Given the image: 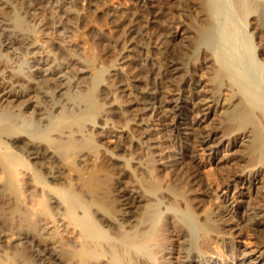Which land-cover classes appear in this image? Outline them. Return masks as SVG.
<instances>
[{
    "label": "bare ground",
    "instance_id": "1",
    "mask_svg": "<svg viewBox=\"0 0 264 264\" xmlns=\"http://www.w3.org/2000/svg\"><path fill=\"white\" fill-rule=\"evenodd\" d=\"M86 1L89 15L102 10L98 0ZM70 2L0 0V187L17 200L21 178L34 198L33 206H38V210L31 208L25 213L15 203L8 220L4 219L7 226L11 224L22 233L17 236L21 250L16 254L22 260L20 263L219 264L208 248L209 244L219 242L234 264H264V0H197L201 25L194 32L192 43L210 63L211 71L210 89L204 91L199 89L200 80H189L185 85L187 91L177 85L179 81L175 85L174 75L180 68L177 58L181 59L179 65L183 64L185 54H177L169 42L150 46L164 54L159 67L154 62V68L148 69L140 58L134 48L135 36H139L141 24L154 22L159 14L145 0H138L136 10L130 13V22L126 21L127 29V24H123L126 30L110 41L119 51L116 58L119 63L108 70L112 77L110 85L102 83L103 70L90 66V58L77 34L74 33L72 42L66 38L65 46L59 43L64 40L56 39L59 52L51 53V45L57 44L54 38L49 40L51 43L46 42L42 34L63 39L70 33L71 21L78 22L87 13L85 10L81 16V12L71 11ZM44 4L53 7L55 20L53 14L51 20L43 18ZM48 10L44 11L49 13L51 9ZM121 13L125 14L122 10ZM123 67L134 80H140V75L147 78L140 96L138 92V97L135 95L128 102L133 107L131 123L139 130H134L135 145H139L140 138H146L147 131L141 132L140 128L153 118L161 123V132L168 140L177 143L174 150L175 144L171 145L173 151L169 155L159 147L160 152L152 151L157 158L155 162L167 170L166 182L152 173L149 162L139 156L129 159L119 156L126 148L121 141L117 143L122 130L109 136L104 132L105 125H94L92 121L98 114L117 115L118 105L111 100L107 105H99L95 88L101 85L107 98L117 95L123 87L117 79ZM86 78L88 85L78 90L81 87L78 83ZM62 97L69 102L65 107L60 103ZM215 110L220 111L219 129H201L208 113ZM149 112L152 119L144 115ZM190 115L191 121H185ZM217 137L220 142H227L226 154L232 161L223 188L246 189L252 195L248 201H234L235 211L241 210L234 222L220 214L197 213L203 197L210 194V187L183 163L184 159L192 162L197 150L216 154L217 147L210 143ZM100 152L103 154L100 170L93 172L92 163ZM80 166L82 169L85 166L84 170H78ZM125 168L131 169L128 173L135 185L130 189L120 187ZM108 169L113 170L111 175ZM17 172L24 178H18ZM108 183L109 188H105ZM261 198L263 203L256 204ZM59 206L68 221L66 228L70 226L78 235L74 245L67 244L63 249L67 241L63 243L62 252L39 240L48 238L36 237L45 234L46 219L59 218L54 215ZM25 229L27 233L22 232ZM230 231L238 238L251 233L255 239L253 249L230 247L229 239L234 238L228 235ZM52 239L60 243L57 246L62 244L59 238ZM0 264L10 263L0 260Z\"/></svg>",
    "mask_w": 264,
    "mask_h": 264
},
{
    "label": "rangeland",
    "instance_id": "2",
    "mask_svg": "<svg viewBox=\"0 0 264 264\" xmlns=\"http://www.w3.org/2000/svg\"><path fill=\"white\" fill-rule=\"evenodd\" d=\"M137 2H138V0H98V5L101 7L100 10L102 9L101 10L102 12L100 11L101 13L99 12V13L94 14V15L92 13L91 15H89L91 12L87 8L88 7V5H87L88 1H86V0H71V2L69 4V7H71V11H74L77 13L81 12L80 13L81 16H83V14L86 13L85 10L87 11V13L85 14L86 16L84 15V17H82V19L78 20V22L75 20L73 22V20H72L71 21L72 25L69 24L71 26L70 27V33L72 31H73V33H71V34L66 33V37H64V36H63L64 38L62 37L63 39H61L60 36H57V38H56V36H53V37L47 36L46 37V35H45V37H44L43 34H42V37H43V39L47 38V40L45 39L46 42H48L49 40L51 41L52 38H54V40H53L54 42H56L57 40L58 41H60V40L65 41L66 38L68 41L71 39L70 42H72V37L75 34H77L79 36V38L83 41V45H84V48L86 51V55L90 58V66L93 68V70H96L98 68L103 70L104 72H103V76H102V83H103V85L104 84L110 85L112 77H110V75L108 74V70L111 69L112 66L119 63V61L116 59L119 51H118V49H115L117 47L113 46L110 41L115 36L120 35L119 33L123 32L124 30L127 29V27L129 26L128 23L130 22V20H128V19H130L129 18L130 13H132L131 11L134 12L136 10V7L138 5ZM145 2L147 4L149 3V5H148L149 7H155L153 9H155V10L157 9L159 11L158 16H156L157 21L155 20L154 22H151V23L146 24V25H145V23L141 24L140 28L145 25L143 27L144 29L142 28V30H140V28H139V31H141L143 33V35L141 32H139L140 33L139 36H135V39H134V40H136V41H134L136 43V44H134V48L138 52V54H140V58L142 57L144 59V63L146 64V67L149 66V67H147L149 69L150 66L151 67L153 66L154 62H155L154 63L155 67H159L161 62H163V59H164L163 55L164 54H161L162 55L161 56L160 55L161 51L157 52L152 47L158 45V43L161 44V43H168L169 42L170 46L173 45L171 47L174 48V51L176 50L177 54H179V53L185 54V56H182L183 57V64L179 65L181 59H178L176 57L177 62H178V68L179 67L180 68L174 75V77H175L174 81L176 82L175 85L179 81L180 84L178 83L177 85L180 86L181 89L182 88L186 89L185 85H186V83H190L189 80L190 81H192V80L199 81L200 80L199 83L201 85H200L199 89H201V91L202 90L203 91L209 90L210 89L209 78H210V72H211L210 71V63L206 62V59L203 58L202 53L199 52L200 50L194 48L193 43H192L193 38H194V32L196 31L198 26L201 25V17H200V12H199L198 5H197V0H145ZM135 4H136V7H134ZM45 6L46 5L44 4L43 5V12H45V13L43 14V12H41L43 14L42 15L43 18L46 17V19L48 20L50 18V16H52V14H53L52 17H54V20H55L57 18L56 17L57 15L54 16V14H56V13H55V10L53 9V7H50V6L45 7ZM48 8L51 9L49 13H47L49 11ZM128 9H130V10H128ZM44 10H48V11H44ZM117 10H119L118 13H117ZM121 10H122V12L125 13L124 15H122ZM110 11H112L111 14H110ZM114 12H116L115 15H114ZM108 14L110 15V17L111 16L112 17L110 18L108 16ZM127 14H128V17H127ZM88 15H89V17H88ZM113 16H114V23L112 22ZM123 16L126 17V19ZM121 17H122V19L124 18L123 20L125 22L121 19ZM51 18L49 20H51ZM116 18H118L117 20L122 21V23H120V21L115 20ZM109 19L112 20V21L110 20L111 23H110ZM81 20H84V21H81ZM68 23H70V21ZM123 24L125 26L127 24L126 29H125ZM122 26L124 28H122ZM75 27H76V29H75ZM72 28L75 29V32ZM121 29H123V30H121ZM164 29H166V30H164ZM170 31L173 32L174 34H170ZM175 31H177V32L175 33ZM167 32H168V34H167ZM144 33H146V34H144ZM156 33L157 34L159 33V35H161V33H162L161 38ZM67 35L68 36L71 35V37H68ZM141 35H142V37H141ZM171 35H174V37L171 38ZM58 37L60 39H58ZM146 37H147V39H146ZM148 37H149V39H148ZM165 38H166V40H165ZM148 40H150V41H148ZM163 40H164V42H163ZM64 41H62V42L60 41L59 42L60 45L62 44L65 46L68 41L67 42L65 41V43H63ZM140 42H141V44H139ZM54 44L55 43H53V45ZM56 44H57V42H56ZM58 44L54 45V46L51 45V53L52 52H56V53L59 52L58 49H60V48H58ZM153 44H155V45H153ZM150 46H152V47H150ZM80 50L81 49H79L78 53L81 54ZM139 50H140V52H139ZM157 53H159V55ZM21 54H19V55H21ZM145 56H146V58H145ZM18 58H19V56H18ZM21 58L22 57L19 58V61H23V59L21 60ZM161 58H163V59H161ZM149 59H151L152 61ZM153 60H155V61H153ZM151 62H152V64H151ZM156 63H157V65H156ZM124 67L122 70H119L120 75H119V73L117 75L118 81L123 86L121 89V92L117 93V95H115V96L112 95V97L108 96V98H107V96H106L107 91H103L101 85H97L95 88L96 100L99 103V105H107L108 102H110V100H111L113 103H115V105L116 104L118 105L117 115L116 114H110V115L108 114V115H103V117H102V115L98 114L94 117V119L92 121L94 122V125L95 124L96 125H105L106 128L104 129V132L107 133V135H109V136H112L113 134H116L117 131L122 130L123 131L122 135H121L120 139L117 140V143L118 144L121 143V145L124 146V148L125 147L126 148L123 151H120L118 153L119 156H121V158H123V159H129L132 156H139L140 158H142V160L145 161V163L148 164V162H149L150 171H152V173H155V174L157 173L156 175L159 176L161 179L164 178V180H162V181L166 182V181H168L167 178H166L167 180H165V177H166L165 175H166L167 170L161 164H158L157 161L155 162V160L157 158L154 157L155 154H152V153L154 151L160 152V150H162L161 151L162 153H164V151H165L164 154L169 155V154H171V151H173L174 149L177 148V143H174L171 140H168L169 137H166V135H164L163 132H161L162 131L161 130L162 129L161 123L157 120L153 121V119H155V118H153L152 116H149V114H150V112H149V113H146L144 115L145 116L147 115L146 117L149 116V117H151L150 119H152V118L153 119L148 120L146 118L148 121L145 119V121H147V122H145V121L144 122H145V124H147V126L143 125L140 128L141 132H142V130L147 131L146 132V138L145 139L140 138L138 140L139 145L138 146L135 145L132 138H133V135H137V132L134 131L137 129H135V126L132 125V123H131V120L133 117V115H132V108L133 107L128 102L132 98H134L135 95L138 97V92H139V96H140V92L145 88V85H146L145 82H147L146 81L147 78L140 75V76H142V79L139 76L140 80H138V81L134 80V78L132 79V76L127 72V70ZM152 68H154V67H152ZM124 73H126L127 75ZM71 74L73 77L74 74L73 73H71ZM71 74H70V76H71ZM130 76H131V78H130ZM177 76H178V78H177ZM72 77H70V79ZM181 79H182V81L180 82ZM83 80L81 81L82 83L81 82L78 83L77 86L78 87L81 86V87H79L78 90L84 89L88 85V82H89L88 79L86 78V80H84V81ZM150 80H152V79H150ZM83 85H84V87H83ZM125 87H127V88H125ZM172 87H174V84L172 85ZM172 87H168V88L171 89ZM168 88H166V90H168ZM174 89H177V86H175ZM163 90H165V89H163ZM186 91H187V89H186ZM114 98H116V99L114 100ZM65 100H66V98H63V97L60 100V103L63 104L64 107L67 106V104L69 103L67 100L65 102ZM186 101H188V99H186ZM204 112L206 113L207 111H204ZM219 113H220L219 110L218 111L215 110V113L214 112L208 113V117L205 120V122L202 123L201 129H204V130H217V129H219L218 128L219 125L217 123L218 122L217 118L219 116L218 115ZM144 115H143V118L145 117ZM191 119H192V116L190 115L187 117V119L185 121L188 122L189 120L191 121ZM155 123H157V124H155ZM147 128L149 130H147ZM137 131H139V130H137ZM105 133H104V135H106ZM220 135L221 134H219L217 136H220ZM119 141H121V142L119 143ZM168 141H170V143ZM210 144L217 147L218 152L216 154L209 155V153L207 151L197 150L194 153L195 157L193 158L192 162L188 163L189 161L187 159L183 160V163L184 164L186 163L185 165H187L193 172H195L197 174V176L203 181L204 184H206L210 187V189H209L210 194L203 197V201L200 203V207L197 209V213L202 214V215L203 214H209V215L210 214H220L222 218H224V219L227 218V219L231 220L232 222H234L241 215V210L240 211L237 210V212H236L235 208L232 207V204L234 203V201H241V202L248 201L252 195H251V193H248L246 189H242V190L238 191V190H234V188H231L230 190L226 191V189L223 188V183L226 181V179H228L227 174L230 172V169L232 168V165H231L232 161L229 162L230 158L226 154L227 153L226 152L227 142L225 141L222 143V142H220V138L217 137V139L213 140ZM171 145L175 146V147L173 146V150L171 149V147H172ZM151 146L153 148H151ZM154 147L155 148L159 147L160 150H159V148L156 150ZM153 149H155V150H153ZM101 153L102 152L98 153L97 154L98 156L96 155L95 158L96 159L98 158L97 160L95 158L93 159V160H96V162L93 161V163H92V165L93 164L95 165L94 166L95 171L93 170V172H96V170L100 168L99 166L101 165V162H102L101 159H103L102 158L103 154H101ZM150 160L151 161L153 160L152 163H150ZM81 166H80V168L77 167L78 170L80 169V171L84 170V167H85V166H83V169H82ZM131 166H133V165L131 164L130 167ZM86 168L88 169V167H86ZM89 168L93 169V166H91ZM129 169L130 168L123 169L126 171H123V174H124L123 175V177H124L123 178V184L120 185V187H122V189H130V188L135 187V185L133 184L134 181L132 180V178H130L131 174L128 173ZM112 172H113V170L112 171L110 169L107 170V173L110 175L112 174ZM17 174H19V173L17 172ZM21 175L19 174V177L18 176L17 177L20 178ZM162 175H163V177H162ZM22 178H24V177H22ZM22 180L23 179H21V178L19 180V183H21V186H19V187L21 189H20V196L18 197L17 200L12 195H10V193L7 190L0 187V234H1V241H2L1 242L2 244L0 243V247H1L0 248V258H1L0 260H4L5 262L10 263V264H22V263H20L22 261L21 258L16 254V252H18V249L21 250L20 249L21 247L18 246L20 244L17 241H18V237L22 236L21 235L22 233H21V231H20V233L17 232L18 229H16V227H14L13 225L12 226H11V224H9L8 226L6 225L5 222H7V220H8L7 216H9V212L14 207L15 203H16L15 205H17V206L19 205V208L22 211H25V213H26V211H30L31 208H33L34 211L38 210V206L36 204L33 206V203L35 202L34 198H32L30 190L28 191L27 188L22 184ZM219 182H220V184H219ZM106 185H105V188H109L110 184L108 183ZM221 195H224V196H221ZM224 197H226V199H224ZM261 200H258L259 202H256V204L261 203V202L263 203V198H261ZM60 208H61L60 206H59V208L57 207L56 208L57 210H55V212H57V213H54V215L56 217L59 215L58 216L59 218H56V219L49 218V219H46L44 221L43 227L45 230V234L43 236H39L38 234L36 235V237L38 236V238L39 237L48 238L47 239L48 241L47 240L45 241V239H42V238L41 239L39 238V240H42L40 242H42L43 244H46L49 246L52 245L54 247L53 249H55L57 251L59 250L58 252H60V251L62 252L67 244L72 246L78 242V238H77L78 235H76L75 232H73L72 229L69 228L70 226L68 228H66V226L68 225V223H67L68 221H67V219H65L63 209L61 208V210H60ZM228 216H230V217H228ZM6 218H7V220H5V222H4V219H6ZM60 219H62V220H60ZM56 220H57V222H56ZM3 222L5 223L4 224L5 227H3L4 226ZM7 224H8V222H7ZM25 230L26 231L23 230L22 232L27 233V229H25ZM228 235L230 237H231V235H234V238L232 236V238L229 239L228 244L230 247L231 246L232 247L238 246V247H241V249L242 248L249 249V250L253 249L255 239L252 237L251 233L244 234V236H243L244 238L243 237L242 238L236 237V233H234L233 231H230ZM52 237H56V238H59V240H62V244L60 245L61 247L57 246V244H60V243L55 242V240H53ZM169 239L173 240V238L171 236H169ZM51 240H52V242H50ZM53 241L56 244H54ZM66 241H67V243L64 244V247H63V243ZM234 241H237V242L235 243ZM218 243L219 242H214L213 244L211 243L212 246H211V244H209L208 245L209 246L208 247L209 252L211 254L213 253L212 255H214L215 258L219 261V264H234V261L232 263L231 257L225 256L224 251L221 249L222 246H220V243L219 244ZM15 246H17V247H15ZM62 247H63V249H62ZM258 264H262V263H258Z\"/></svg>",
    "mask_w": 264,
    "mask_h": 264
}]
</instances>
